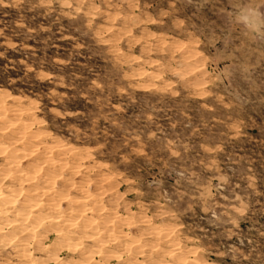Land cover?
Returning a JSON list of instances; mask_svg holds the SVG:
<instances>
[{"label":"rangeland","instance_id":"1","mask_svg":"<svg viewBox=\"0 0 264 264\" xmlns=\"http://www.w3.org/2000/svg\"><path fill=\"white\" fill-rule=\"evenodd\" d=\"M247 5L0 0V264H264Z\"/></svg>","mask_w":264,"mask_h":264},{"label":"clouds","instance_id":"2","mask_svg":"<svg viewBox=\"0 0 264 264\" xmlns=\"http://www.w3.org/2000/svg\"><path fill=\"white\" fill-rule=\"evenodd\" d=\"M235 20L242 23L250 33H257L264 29V14H261L251 5L241 7L235 16Z\"/></svg>","mask_w":264,"mask_h":264},{"label":"trees","instance_id":"3","mask_svg":"<svg viewBox=\"0 0 264 264\" xmlns=\"http://www.w3.org/2000/svg\"><path fill=\"white\" fill-rule=\"evenodd\" d=\"M1 72L2 71L0 70V74H1ZM4 74H5L4 77H1L0 76V86H2V87L5 86V84L3 82H1V79H5V78L7 79V78H9L8 76H9L10 72L8 71V72H6ZM69 111H77V110L70 109Z\"/></svg>","mask_w":264,"mask_h":264},{"label":"bare ground","instance_id":"4","mask_svg":"<svg viewBox=\"0 0 264 264\" xmlns=\"http://www.w3.org/2000/svg\"><path fill=\"white\" fill-rule=\"evenodd\" d=\"M32 187V186H31ZM1 198H2V196H1ZM1 200V199H0ZM82 201V200H81ZM8 211V210H7ZM19 219V218H18Z\"/></svg>","mask_w":264,"mask_h":264}]
</instances>
